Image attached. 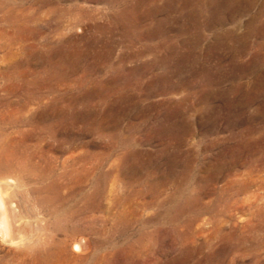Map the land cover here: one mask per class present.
Listing matches in <instances>:
<instances>
[{
    "label": "rangeland",
    "instance_id": "1",
    "mask_svg": "<svg viewBox=\"0 0 264 264\" xmlns=\"http://www.w3.org/2000/svg\"><path fill=\"white\" fill-rule=\"evenodd\" d=\"M0 185V264H264V0H0Z\"/></svg>",
    "mask_w": 264,
    "mask_h": 264
},
{
    "label": "bare ground",
    "instance_id": "2",
    "mask_svg": "<svg viewBox=\"0 0 264 264\" xmlns=\"http://www.w3.org/2000/svg\"><path fill=\"white\" fill-rule=\"evenodd\" d=\"M3 150V149H2ZM9 177V176H8ZM7 177V178H8ZM12 177V176H11ZM10 177V178H11ZM14 179V178H13ZM11 180V179H10ZM18 180H20V179H18ZM16 181V180H15ZM12 182V181H11ZM14 182V181H13ZM4 183V182H3ZM11 184V183H10ZM3 185V184H2ZM2 185H0V226H1V231H2V233L4 234V238H6V237H8L9 239H12L11 237H12V231H13V225L11 224V220L9 219V216H8V212H7V210L9 209V206H6V204L7 203H10L9 201V197H8V193H9V190H8V188L7 187H4V186H2ZM12 185V184H11ZM6 186V185H5ZM9 187V186H8ZM11 188H12V186H10ZM15 187V186H14ZM10 189V188H9ZM12 192H14V189L13 190H11ZM15 193H16V191H15ZM11 197V196H10ZM13 200V199H12ZM16 202V201H15ZM14 202V203H15ZM12 203V202H11ZM13 203V204H14ZM15 204H17V203H15ZM11 206V205H10ZM13 206V205H12ZM18 206V205H17ZM8 207V208H7ZM20 207V206H19ZM22 207V206H21ZM22 208H24V207H22ZM21 208V210H23ZM10 209H12V208H10ZM18 209V208H17ZM15 210V209H14ZM9 211V210H8ZM12 211V210H11ZM17 211V210H16ZM19 211V210H18ZM22 212V211H21ZM21 212H20V214H21ZM11 213V212H10ZM16 213V212H15ZM13 214H14V212H13ZM12 215V214H11ZM12 217V216H11ZM27 217V216H26ZM18 218V216L15 218V219H17ZM12 219H13V217H12ZM22 219H24L23 217H22ZM21 220V219H20ZM25 220V219H24ZM13 221H15V220H13ZM26 221V220H25ZM18 223H21V222H19L18 221ZM13 224H15L14 222H13ZM18 227H19V225H18ZM23 228V227H22ZM18 229H20V228H18ZM18 231V230H17ZM14 232V231H13ZM19 232V231H18ZM19 235V234H18ZM21 236V235H20ZM17 237V236H16ZM8 238H6V239H8ZM13 238H15V237H13ZM3 239V238H2ZM5 240V239H4ZM13 240V239H12ZM12 240H10L11 242H13ZM18 240V241H17ZM16 240V242H18L19 243V238ZM33 241V240H32ZM15 242V241H14ZM14 242H13V244H14ZM24 242V241H23ZM82 242H83V239H82ZM79 243H81V241L79 242ZM82 244V243H81ZM80 244V247L82 246ZM79 246V245H78Z\"/></svg>",
    "mask_w": 264,
    "mask_h": 264
}]
</instances>
